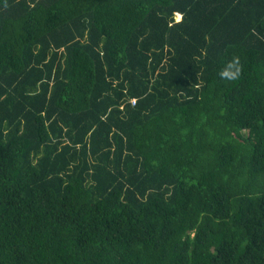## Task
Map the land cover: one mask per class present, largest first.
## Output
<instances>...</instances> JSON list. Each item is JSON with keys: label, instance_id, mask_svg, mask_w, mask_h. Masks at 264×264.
Segmentation results:
<instances>
[{"label": "trees", "instance_id": "obj_1", "mask_svg": "<svg viewBox=\"0 0 264 264\" xmlns=\"http://www.w3.org/2000/svg\"><path fill=\"white\" fill-rule=\"evenodd\" d=\"M0 264H264V0H0Z\"/></svg>", "mask_w": 264, "mask_h": 264}, {"label": "rangeland", "instance_id": "obj_2", "mask_svg": "<svg viewBox=\"0 0 264 264\" xmlns=\"http://www.w3.org/2000/svg\"><path fill=\"white\" fill-rule=\"evenodd\" d=\"M179 19V16H176V20H178Z\"/></svg>", "mask_w": 264, "mask_h": 264}, {"label": "crops", "instance_id": "obj_3", "mask_svg": "<svg viewBox=\"0 0 264 264\" xmlns=\"http://www.w3.org/2000/svg\"><path fill=\"white\" fill-rule=\"evenodd\" d=\"M177 16H179V19H180L181 16H180V15H177ZM179 19H178V20H179Z\"/></svg>", "mask_w": 264, "mask_h": 264}]
</instances>
